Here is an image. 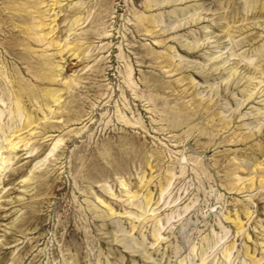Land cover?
I'll list each match as a JSON object with an SVG mask.
<instances>
[{"label": "rangeland", "instance_id": "1", "mask_svg": "<svg viewBox=\"0 0 264 264\" xmlns=\"http://www.w3.org/2000/svg\"><path fill=\"white\" fill-rule=\"evenodd\" d=\"M0 264H264V0H0Z\"/></svg>", "mask_w": 264, "mask_h": 264}, {"label": "bare ground", "instance_id": "2", "mask_svg": "<svg viewBox=\"0 0 264 264\" xmlns=\"http://www.w3.org/2000/svg\"><path fill=\"white\" fill-rule=\"evenodd\" d=\"M48 12V11H47ZM80 19V18H79ZM77 21V20H76ZM80 21V20H79ZM77 23V22H76ZM31 34V33H30ZM44 35H46V34H44ZM39 36V35H38ZM36 37V36H35ZM39 40V39H38ZM44 42V41H43ZM29 116V115H28ZM29 118V117H28Z\"/></svg>", "mask_w": 264, "mask_h": 264}]
</instances>
